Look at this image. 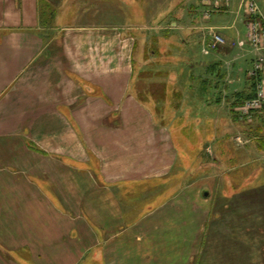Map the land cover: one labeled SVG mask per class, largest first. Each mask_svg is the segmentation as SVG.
Returning a JSON list of instances; mask_svg holds the SVG:
<instances>
[{
    "label": "crops",
    "instance_id": "1",
    "mask_svg": "<svg viewBox=\"0 0 264 264\" xmlns=\"http://www.w3.org/2000/svg\"><path fill=\"white\" fill-rule=\"evenodd\" d=\"M180 2L186 10L170 12V29L153 31L161 53L170 51L164 85L172 90L175 70L204 67L192 57L196 46L203 55L208 27L227 42L216 53L228 55L242 39L220 32L234 27L205 23L199 0ZM66 5L0 0V264H190L209 214V180L150 207L136 193L147 180L165 183L179 160L169 126L130 91L132 32L141 37L142 29L87 18L67 24ZM236 11L222 16L245 28ZM257 148L249 164L262 166Z\"/></svg>",
    "mask_w": 264,
    "mask_h": 264
},
{
    "label": "rangeland",
    "instance_id": "2",
    "mask_svg": "<svg viewBox=\"0 0 264 264\" xmlns=\"http://www.w3.org/2000/svg\"><path fill=\"white\" fill-rule=\"evenodd\" d=\"M180 1L67 0L69 8L63 19L67 24H79L87 18L89 22L129 24L131 29H142L141 37L137 31H131L138 46L130 91L138 103L153 113L156 121L169 126L179 158L171 173L164 177L165 183L151 179L136 187L143 207L161 203L191 185L202 186L207 179L205 188L211 205L207 219L201 223L199 249L190 264H264V161L262 166L249 164L252 157L261 153L255 146L260 143L264 147V132L253 136L250 131L258 124L255 117L259 113H254L253 122L248 123L234 109L230 110L233 95L248 86L253 55L245 46L234 48L228 55L213 51L203 56L200 46H196L192 59L204 67L189 72L175 70L173 76L180 75L179 84L174 90L164 85L169 78L170 51L161 53L164 44L155 41L153 31L159 27L167 28L166 32L170 29V12L186 10ZM255 2L264 13V0ZM95 15L98 17L92 19ZM106 16L113 21L107 22ZM226 16L212 15L208 25L234 27L230 32H220L230 36L238 33L243 39L244 26L236 17ZM160 17L162 23L157 20ZM213 63L219 66L210 73L206 68ZM180 94L189 99L181 100ZM232 115L236 116V122L230 120Z\"/></svg>",
    "mask_w": 264,
    "mask_h": 264
},
{
    "label": "built area",
    "instance_id": "3",
    "mask_svg": "<svg viewBox=\"0 0 264 264\" xmlns=\"http://www.w3.org/2000/svg\"><path fill=\"white\" fill-rule=\"evenodd\" d=\"M203 8L205 23L211 20L212 15L228 13L232 5H236V13L244 19L246 37L230 44L231 48H245L247 46L254 55L248 78L253 81L255 97L246 100L236 108L241 119L251 122L254 113H260L264 107V13L255 0H199ZM210 40L204 44L203 55L207 56L219 48L227 46V42L214 29L208 27Z\"/></svg>",
    "mask_w": 264,
    "mask_h": 264
},
{
    "label": "trees",
    "instance_id": "4",
    "mask_svg": "<svg viewBox=\"0 0 264 264\" xmlns=\"http://www.w3.org/2000/svg\"><path fill=\"white\" fill-rule=\"evenodd\" d=\"M48 10L50 12V15L54 14V7H50L48 6ZM217 52V51H216ZM219 66L218 63H213V65H210L208 68V71L210 73H214L215 72V67ZM217 77L222 78V76H219V74H216ZM250 84H248V86L245 88L244 91L240 92V93H236L233 95L234 98V102L230 105V110H233L237 107H239L240 105H242L243 102H245L246 100L252 99L255 97V89H254V83L252 81L249 82ZM217 85V83H216ZM220 99L217 100V102L219 103ZM259 116L255 117V121L258 122L257 125H255V127L250 128V131L252 133L253 136H259L262 132H264V108L261 110V113H259ZM235 118V116H234Z\"/></svg>",
    "mask_w": 264,
    "mask_h": 264
}]
</instances>
